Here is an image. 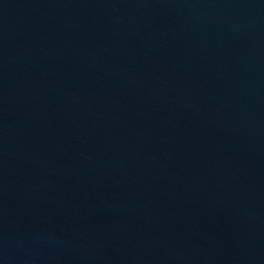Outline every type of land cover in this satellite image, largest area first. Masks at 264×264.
<instances>
[{"label": "water", "instance_id": "1", "mask_svg": "<svg viewBox=\"0 0 264 264\" xmlns=\"http://www.w3.org/2000/svg\"><path fill=\"white\" fill-rule=\"evenodd\" d=\"M0 264H264V0H0Z\"/></svg>", "mask_w": 264, "mask_h": 264}]
</instances>
